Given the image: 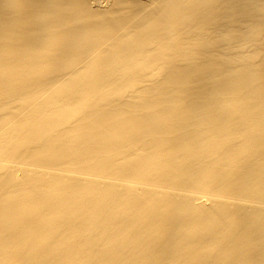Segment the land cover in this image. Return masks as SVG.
Instances as JSON below:
<instances>
[{
	"label": "bare ground",
	"instance_id": "bare-ground-1",
	"mask_svg": "<svg viewBox=\"0 0 264 264\" xmlns=\"http://www.w3.org/2000/svg\"><path fill=\"white\" fill-rule=\"evenodd\" d=\"M0 264H264V0H0Z\"/></svg>",
	"mask_w": 264,
	"mask_h": 264
}]
</instances>
